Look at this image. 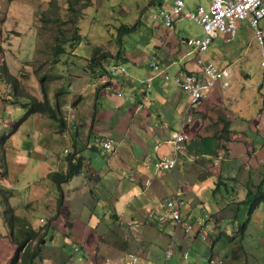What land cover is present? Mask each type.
Wrapping results in <instances>:
<instances>
[{"label":"crops","instance_id":"1","mask_svg":"<svg viewBox=\"0 0 264 264\" xmlns=\"http://www.w3.org/2000/svg\"><path fill=\"white\" fill-rule=\"evenodd\" d=\"M16 1L0 0V65H6L0 71V264H10L16 251L11 237L39 228L35 264H126L131 253L138 256L134 264H200L199 255L208 263L264 264V57L249 19L237 22L234 35L219 33L204 53L231 70V84L218 82L192 109L173 77L157 75L151 86L147 79L153 58L171 74L197 70L199 53L188 39L204 32L195 20L176 17L166 27L150 16L140 47L131 49L86 36L73 49L50 43L45 69L29 82L22 61H32L22 55L36 50L13 45L22 16ZM184 2L189 10L209 4ZM174 3L150 5L156 11ZM259 23L264 31V18ZM96 48L111 55L91 67ZM118 62L126 73L105 88L104 69ZM34 96L47 97L64 124L40 111L25 116L24 104ZM174 130L185 133V147L174 169L160 171L154 161L171 153ZM107 139L111 149L103 146ZM75 154L82 167L59 187L50 175L67 172ZM178 192L190 233L157 219ZM256 195L262 197L253 203ZM7 205L18 219H7ZM198 215L210 217L208 240L199 236Z\"/></svg>","mask_w":264,"mask_h":264},{"label":"rangeland","instance_id":"2","mask_svg":"<svg viewBox=\"0 0 264 264\" xmlns=\"http://www.w3.org/2000/svg\"><path fill=\"white\" fill-rule=\"evenodd\" d=\"M17 2H20L22 16L20 34H17L19 40H15L13 45L19 44L22 49L36 50L33 56L22 55L23 58H31L32 61V63L22 61V71L27 72L24 76L29 82L37 78V72L43 67L46 57L44 51L49 44L52 43V47L55 48V45L62 40L64 48L73 49L77 45L75 34L86 36L87 42H91L92 38L93 42L103 43L107 48L114 49L121 42L126 49L140 47L138 44L142 42L141 33L145 30L144 23L150 18L151 12H154L151 9L155 8L150 5L151 0H52L51 3L50 0H18ZM29 2L34 6L29 7ZM139 20L142 24L136 28ZM6 25L7 23L5 27ZM123 25L130 30L127 28L123 30L120 42L119 31ZM35 35L36 39H34ZM34 66L39 68L35 70ZM45 67L46 65L42 70ZM0 70H3V67ZM24 86L28 88L26 83ZM199 258L202 259L200 264H209L206 256L199 255Z\"/></svg>","mask_w":264,"mask_h":264},{"label":"built area","instance_id":"3","mask_svg":"<svg viewBox=\"0 0 264 264\" xmlns=\"http://www.w3.org/2000/svg\"><path fill=\"white\" fill-rule=\"evenodd\" d=\"M184 15L190 19L195 20L202 25L204 36L201 38H191L188 40L189 44L198 49L201 55L197 59L198 70L187 72L184 70L178 71L171 75L164 68H162L156 61L151 63L154 75L147 80L148 86H151V80L156 75H163L165 79L173 77L175 81L182 86L184 91L189 93L191 97L190 108H194L196 104L204 98L208 89L214 86L218 81L222 82L224 86L230 84V77L232 72L229 68L218 67L213 62H206L202 54L207 51L211 42L219 33H228L234 35L237 29V22L239 20L249 19L258 41L261 52L264 57V31L260 26V20L264 18V3L263 0H209L208 7L201 4L195 10H189L185 6L183 0H176L172 12L160 10L156 15L157 18L164 19L167 26H172L173 15ZM264 65V60L262 61ZM125 68L114 65L110 68V74L115 75L118 72H124ZM111 77L110 75L108 78ZM191 115L188 116V120ZM169 143L172 146V151L168 155H164L154 161V165L158 170H170L176 167L180 160V155L185 147L186 135L182 130H174L169 138ZM105 147H111V140L104 142ZM150 183V179L146 180V184ZM185 200L182 194L171 196L166 201L168 212L158 216V221L161 223L179 224L183 227L185 232L192 230V224L188 221L182 220L181 209L185 205ZM199 219V218H198ZM201 223L200 234L203 239H207V225ZM172 255V247L168 248L167 257ZM187 257V253L185 254ZM138 257L135 254H130L127 264H134ZM221 261L211 260L210 264H218Z\"/></svg>","mask_w":264,"mask_h":264},{"label":"trees","instance_id":"4","mask_svg":"<svg viewBox=\"0 0 264 264\" xmlns=\"http://www.w3.org/2000/svg\"><path fill=\"white\" fill-rule=\"evenodd\" d=\"M126 28L128 29V27H126L125 25L120 27V31H119L120 33L119 34H122L123 30ZM128 30H130V28ZM81 38H82L81 34H77V35L75 34L74 39L76 40V43H78L81 40ZM118 40H120V38H118ZM63 43H64V41L60 40V43H57L55 45V47L57 49H63L64 50ZM106 55H111V54L108 51H103L101 48H96L93 52L91 59H90V66L96 67L97 65H101L102 61L104 60ZM2 67H3V70L6 69L5 64H1L0 69ZM24 105L27 107V113L25 114V116L30 114V113L40 111L43 113H47L52 117H58L59 120L61 121V124H64L63 118L61 116H59V114H57L56 108L50 104L47 97H44L43 100H40L39 98H37L35 96L31 97ZM69 162H70V168L67 172H65V173H63V172H52L50 175L52 180L55 181L59 187H61V184L63 182H66L67 180H69L73 174L80 171V169L82 167V163H83L82 156L81 155L76 156V154H75L73 157H70ZM261 197L259 195L254 196L253 197L254 198L253 203L258 202ZM6 216H7V219L9 221H13L15 218L18 219V217L14 214V210L12 209V207L10 205H7ZM23 232L24 233H22L20 238H12L11 237V239L16 243L17 247H16V251H15V253H14V255L10 261V264H35V256L39 252L40 247H41L40 242L43 240V238L40 237L41 228H39L38 230L30 229V230H26ZM34 238H37V241L35 242V246H33L34 244L30 242V240H32Z\"/></svg>","mask_w":264,"mask_h":264},{"label":"clouds","instance_id":"5","mask_svg":"<svg viewBox=\"0 0 264 264\" xmlns=\"http://www.w3.org/2000/svg\"><path fill=\"white\" fill-rule=\"evenodd\" d=\"M51 1L52 0H50V3H51ZM176 1V0H175ZM184 1V0H183ZM264 3V2H263ZM175 4V3H174ZM199 5H201V4H199ZM198 5V6H199ZM173 7H174V5L172 6V8L171 9H166V8H163V7H159V8H157V10L155 11L154 10V12H151V14H150V16L152 17V18H154L155 20H159V21H161V22H163V24L166 26V27H173L174 26V21H175V19H176V17H186V16H184V15H177V14H175V15H173V22H172V26H167L166 25V23H165V21H164V19H160V18H157L156 17V15L159 13V11L160 10H166V11H168V12H172V10H173ZM197 8V7H196ZM263 19V18H262ZM249 23H250V21H249ZM252 27V26H251ZM204 32V31H203ZM83 35V34H82ZM255 35V34H254ZM204 36V35H203ZM82 38H81V40L83 39V36H81ZM119 38H120V34H119ZM191 39V38H190ZM80 40V41H81ZM189 40V39H188ZM79 41V42H80ZM121 41H122V39H121ZM78 42V43H79ZM258 42V41H257ZM78 43H76V44H78ZM122 43V42H121ZM189 43V42H188ZM259 44V43H258ZM63 45H64V43H63ZM76 46V45H75ZM192 46V45H191ZM260 46V45H259ZM121 47H123L122 45H121ZM193 47V46H192ZM194 48V47H193ZM70 49V48H69ZM196 49V48H195ZM209 49V48H208ZM207 49V50H208ZM260 49H261V47H260ZM197 52L199 53V56L201 55V53L198 51V49H197ZM206 52V51H205ZM204 52V53H205ZM204 53L202 54V56H203V59L205 60V58H204ZM198 56V57H199ZM198 59V58H197ZM153 61H156V59L155 58H153L152 59V61H151V63L153 62ZM206 61V60H205ZM162 68H163V66L158 62V61H156ZM197 62V61H196ZM206 62H211V61H206ZM151 63H150V66H151V68L153 69V67H152V65H151ZM214 63V62H213ZM214 64H216V63H214ZM114 65H118V66H121V67H124L125 68V71L124 72H118L117 74H115V75H112V74H110V68H111V66H114ZM197 65H198V63H197ZM217 65V64H216ZM218 66V65H217ZM219 67V66H218ZM221 68H224V67H221ZM228 68V67H227ZM165 69V68H164ZM183 70V69H182ZM197 70H198V68H197ZM1 71H4V70H1ZM154 71V70H153ZM167 71V70H166ZM180 71V70H179ZM184 71H187V70H184ZM194 71H196V70H194ZM95 72H97V70H95ZM98 72H100V69L98 70ZM168 72V71H167ZM187 72H192V71H187ZM122 73H126V67L123 65V64H120L119 62L118 63H111L110 65H108L105 69H104V75H105V78H104V81H103V84H104V87L105 88H109V81H111L116 75H118V74H122ZM169 73V72H168ZM177 73V72H176ZM175 73V74H176ZM171 74V73H170ZM111 76V77H109L108 78V76ZM153 75H154V73H153ZM171 75H174V74H171ZM157 76V75H156ZM155 76V77H156ZM163 76V75H162ZM151 77V76H150ZM231 77H232V75H231ZM231 77H230V84H231ZM154 78V77H153ZM148 80V79H147ZM153 80V79H152ZM152 80H151V84H152ZM141 82H143V81H141ZM218 82H220V81H218ZM217 82V83H218ZM216 83V84H217ZM222 83V82H221ZM215 84V85H216ZM230 84L228 85V86H230ZM224 86V85H223ZM213 87V86H212ZM211 87V88H212ZM225 87H227V86H225ZM184 90V89H183ZM210 89H208V91H209ZM208 91L206 92V94H205V96H204V98L206 97V95H207V93H208ZM186 92V91H185ZM189 94V93H188ZM204 98H202L201 100H200V102L204 99ZM190 102H191V97H190ZM199 102V103H200ZM198 103V104H199ZM198 104H196L195 105V107L198 105ZM170 138V137H169ZM107 140H111V139H107ZM107 140H105V141H107ZM169 140V139H168ZM105 141H103V146L105 147V145H104V142ZM169 142V141H168ZM186 142V141H185ZM112 146H113V144H112V140H111V147L110 148H108V149H111L112 148ZM105 148H107V147H105ZM161 158V157H160ZM177 166V165H176ZM174 169V168H173ZM170 170H172V169H170ZM161 171V170H160ZM164 171V170H163ZM166 171V170H165ZM148 179H150V178H148ZM151 181V180H150ZM169 199V198H168ZM168 210V209H167ZM181 211H182V209H181ZM182 216V215H181ZM199 218V219H198ZM194 221H196V222H198V224H199V226L201 227V223H199V221H202V222H204V223H206V221L207 220H209L210 219V217H208L207 215L206 216H202V215H198V216H195L194 218ZM183 220V219H182ZM41 221H44V219H42ZM184 221H188V220H184ZM189 223H191L190 221H188ZM192 224V223H191ZM206 225H208L207 223H206ZM192 229H193V224H192ZM192 231V230H191ZM190 231V232H191ZM185 232V231H184ZM190 232H188V233H190ZM10 233H12V232H10ZM187 233V232H186ZM206 233H207V239H204V240H208L209 239V230H208V228H207V230H206ZM199 236L201 237V234H200V228H199ZM202 238V237H201ZM203 239V238H202ZM37 241V240H36ZM33 246H35V243H34V245ZM173 252V251H172ZM187 252H184V257H185V254H186ZM131 254H134V253H131ZM136 255V254H135ZM129 256H130V254H129ZM129 256H128V258H127V260L129 259ZM137 256V255H136ZM138 257V256H137ZM187 257H188V253H187ZM187 257H185V258H187ZM126 260V261H127ZM221 261V263H222V260H220ZM126 263V262H125ZM127 264V263H126ZM209 264H210V262H209Z\"/></svg>","mask_w":264,"mask_h":264}]
</instances>
